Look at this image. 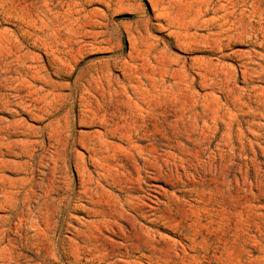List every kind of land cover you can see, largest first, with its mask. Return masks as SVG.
Masks as SVG:
<instances>
[{"label":"rangeland","instance_id":"374dc122","mask_svg":"<svg viewBox=\"0 0 264 264\" xmlns=\"http://www.w3.org/2000/svg\"><path fill=\"white\" fill-rule=\"evenodd\" d=\"M0 264H264V0H0Z\"/></svg>","mask_w":264,"mask_h":264}]
</instances>
